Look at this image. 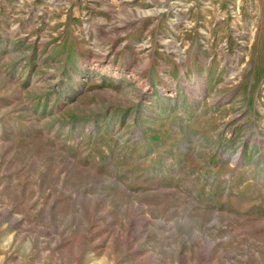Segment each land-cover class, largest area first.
I'll return each instance as SVG.
<instances>
[{
	"label": "rangeland",
	"instance_id": "obj_1",
	"mask_svg": "<svg viewBox=\"0 0 264 264\" xmlns=\"http://www.w3.org/2000/svg\"><path fill=\"white\" fill-rule=\"evenodd\" d=\"M0 264H264V0H0Z\"/></svg>",
	"mask_w": 264,
	"mask_h": 264
}]
</instances>
